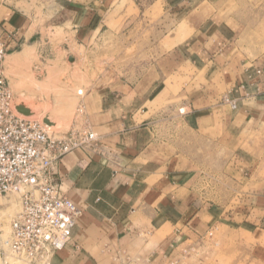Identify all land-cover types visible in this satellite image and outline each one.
Segmentation results:
<instances>
[{"label":"crops","instance_id":"obj_1","mask_svg":"<svg viewBox=\"0 0 264 264\" xmlns=\"http://www.w3.org/2000/svg\"><path fill=\"white\" fill-rule=\"evenodd\" d=\"M136 7L144 20H157V38L146 48L156 56L139 79L91 91L84 100L100 142L97 150L77 149L58 162V182L82 215L52 264H203L212 231L227 226L207 198L212 176L197 168L203 159L213 162V154L184 152L180 128L165 126L158 107L183 94L187 101L177 107L188 119L184 125L206 144L213 132L239 130L234 118L264 131V0H10L0 13V35L9 57L30 42L48 48L58 30L61 46L88 48L107 31L118 34L108 23L121 13L128 19ZM166 12L181 18L179 27L188 18L167 49L160 24ZM152 29L140 27L143 34ZM183 65L195 68L193 79L205 70V83L174 93L166 81ZM226 95L238 98L234 113ZM249 195L252 203L238 210V246L250 262L264 264V184Z\"/></svg>","mask_w":264,"mask_h":264},{"label":"rangeland","instance_id":"obj_2","mask_svg":"<svg viewBox=\"0 0 264 264\" xmlns=\"http://www.w3.org/2000/svg\"><path fill=\"white\" fill-rule=\"evenodd\" d=\"M9 3L10 0H0V13ZM189 9L187 4L184 10L188 13ZM127 13L128 19L121 13V16L108 23L110 28H119L118 34H114L112 30L107 31L101 37L98 36L99 40L88 48H78L73 42L61 46L64 34H60L58 30L50 33L52 46L48 44V48L30 42L16 47V52H19L16 55L10 57L7 55L5 74L14 92L16 104L28 107L31 110L29 114L31 118L42 120L44 123L48 118L47 121L52 122L51 125L48 124L50 127L46 125L50 135L59 136L71 128L78 106L81 103L85 105L84 100L91 91L106 90L110 87L119 89L121 84L134 82L149 69L146 63L156 56V52L149 53L146 48L157 38V20L156 18L144 20L138 7L129 9ZM180 19L166 12L161 21L165 33V49L176 42L178 38L174 37L175 32L179 34L188 22V18H185L179 27ZM147 24L148 28L153 29L149 30L148 34H143L140 27H146ZM126 30L132 31L125 34ZM159 30L161 32L162 29ZM184 37L182 35V38ZM25 50L29 51V56L28 54L24 56ZM11 52L12 49L8 53ZM18 58H22V61L17 62ZM173 69H176L178 74L166 82L174 93L179 88L193 90L205 83L202 77L205 70L198 72L197 69V77L193 79L195 68L183 65ZM64 99H67L65 100L67 103ZM232 99L237 103L236 108L228 102H223L234 113L238 109V98ZM184 101H187V98L180 94L161 104L158 107L159 111L163 110L159 114L160 121L165 126L174 125L180 128L175 133H179V141L184 152L195 154V158L204 151L213 154V162L203 159L202 163L197 164V168L205 171L209 177L212 176L213 194L207 195V198L212 197V203L218 207L215 211L217 217L221 216L222 223L227 225L224 229L217 227L212 231L211 237L214 238L212 250L203 264H253L247 255L246 258L240 255L238 241L242 236H239L238 224L242 216H239L238 210L245 204L248 206L252 203L249 194L254 190V186L264 184V131L253 127L250 129L243 124L246 122L250 124L249 121L234 118L235 123L244 127L243 131L240 130L241 127L239 130L229 128L228 131L213 132L212 142L208 141L206 144L201 138L202 133L186 129L184 124L188 119L183 113L184 110L177 107ZM58 104L62 107H58ZM149 116L152 117L151 114ZM10 207L14 208V211L9 210ZM8 210L10 213L8 220L4 221V224L0 220V264L10 222L20 210L17 196L0 197V212Z\"/></svg>","mask_w":264,"mask_h":264},{"label":"built area","instance_id":"obj_3","mask_svg":"<svg viewBox=\"0 0 264 264\" xmlns=\"http://www.w3.org/2000/svg\"><path fill=\"white\" fill-rule=\"evenodd\" d=\"M7 54L0 40V197L17 196L20 210L10 222L2 264H52L82 215L58 182V162L77 149L97 150L100 137L82 103L71 128L59 136L50 135L42 120L21 113L5 74ZM224 102L237 107L228 95Z\"/></svg>","mask_w":264,"mask_h":264},{"label":"bare ground","instance_id":"obj_4","mask_svg":"<svg viewBox=\"0 0 264 264\" xmlns=\"http://www.w3.org/2000/svg\"><path fill=\"white\" fill-rule=\"evenodd\" d=\"M28 53H29V51H28V50H25L24 56H25V54H28ZM28 56H29V54H28ZM22 58H23V57H22ZM22 58H18V59H17V62H18V61H22ZM25 58H26V57H25ZM24 62H25V61H24ZM20 64H21V63H20ZM51 75H52V74H50V77H52ZM48 77H49V76H48ZM53 77H54V76H53ZM19 78H20V77H19ZM48 79H49V78H48ZM51 81H52V80H49V82H51ZM52 83H53V82H52ZM43 85H44V84H43ZM48 85H49V84H48ZM65 94H66V92H65ZM65 94H64V95H65ZM61 96H62V95H61ZM66 97H67V96H66ZM47 98H48V97H47ZM62 98H63V97H62ZM67 99H68V98H67ZM67 99H64V101L67 100ZM62 100H63V99H62ZM68 100H69V99H68ZM59 101H60V100H58V102H59ZM62 102H63V101H62ZM65 102H66V101H65ZM68 102H69V101H68ZM66 103H67V102H66ZM59 104H61V103H59ZM59 104H58V105H59ZM68 104H69V103H68ZM68 104H67V105H68ZM60 106H61V105H59L58 107H60ZM61 107H62V106H61ZM61 107H60V108H61ZM60 108H59V109H60ZM63 108H64V107H63ZM65 109H66V108H65ZM46 122H47V123H46ZM46 122H45V123H46L47 125H48V124H50V125L52 124L51 121H46ZM48 126H49V125H48ZM49 127H50V126H49ZM14 203H15V202H14ZM15 205H16V203H15ZM9 210L14 211V208L10 207ZM9 210H8V211H2V212H0V220H2V223H3L4 221L8 220V217H9V215H10ZM3 224H4V223H3Z\"/></svg>","mask_w":264,"mask_h":264},{"label":"water","instance_id":"obj_5","mask_svg":"<svg viewBox=\"0 0 264 264\" xmlns=\"http://www.w3.org/2000/svg\"><path fill=\"white\" fill-rule=\"evenodd\" d=\"M71 60H74V59L71 58ZM17 109H18L21 113L26 114V115H29L30 112H31V110H30L28 107H26L24 104H20V105H18V106H17ZM47 120H48V118H47L45 121H47Z\"/></svg>","mask_w":264,"mask_h":264}]
</instances>
